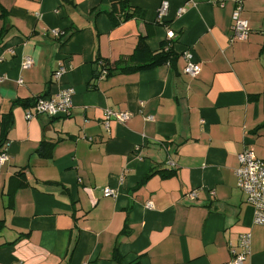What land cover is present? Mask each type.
Returning a JSON list of instances; mask_svg holds the SVG:
<instances>
[{
  "label": "crops",
  "instance_id": "crops-1",
  "mask_svg": "<svg viewBox=\"0 0 264 264\" xmlns=\"http://www.w3.org/2000/svg\"><path fill=\"white\" fill-rule=\"evenodd\" d=\"M117 1L0 0V264H229L244 233L246 264H264L235 176L245 149L264 162V0L243 2L244 41L231 0H127L112 26ZM166 42L170 61L138 69ZM64 89L68 116L35 114ZM107 109L128 121L106 131Z\"/></svg>",
  "mask_w": 264,
  "mask_h": 264
},
{
  "label": "built area",
  "instance_id": "built-area-1",
  "mask_svg": "<svg viewBox=\"0 0 264 264\" xmlns=\"http://www.w3.org/2000/svg\"><path fill=\"white\" fill-rule=\"evenodd\" d=\"M234 3L232 12V35L231 41H244L248 38L250 28L246 19L242 18L244 0H231ZM167 2H163L160 6L159 16L167 9ZM181 12V10H180ZM54 36L57 32L53 31ZM186 65L183 72L189 77L195 78L200 71L197 63L191 60L188 52L184 53ZM31 60L27 59L25 67H30ZM65 73V68L61 66L56 72L55 77L59 78ZM73 90L64 89L55 97H39L34 103L35 114H46L50 117H66L72 108ZM31 117V114L27 115ZM114 119L118 122H127L129 114L122 111H114L107 109L103 117L104 129H109V122ZM8 143L5 145V149ZM238 167L235 170L236 184L238 189L245 194L246 202L253 207V222L255 225L264 226V162L258 159L251 150L245 149L238 155ZM6 160V151L0 154V166ZM116 192L106 188L104 190L105 197H114ZM213 194V192H212ZM191 198L196 197L195 192L190 193ZM151 207L150 204L147 205ZM238 247L230 250L232 260L229 264H246V259L250 254L251 235L244 233L239 236Z\"/></svg>",
  "mask_w": 264,
  "mask_h": 264
},
{
  "label": "trees",
  "instance_id": "trees-1",
  "mask_svg": "<svg viewBox=\"0 0 264 264\" xmlns=\"http://www.w3.org/2000/svg\"><path fill=\"white\" fill-rule=\"evenodd\" d=\"M127 0H118L116 5L113 6L112 9L114 10H111L110 13H109V17H110V20L112 22V26H117L121 20L117 19L116 18V14H115V7L118 5L119 6V9L122 10L126 4ZM117 10V8H116ZM133 10V9H131ZM133 12V11H131ZM134 14H131V13H126L125 16H124V20L126 19H129L130 17H132ZM171 43L169 42H166L164 43L160 49L158 50L157 53H152L151 54V58H150V62L148 65H144V66H138V69L140 68H144V67H152V66H155V65H158V64H162V63H166L168 61H170V58H171V53H172V49H171ZM137 51L139 50H146L147 51V47L146 45L141 41L138 46H137ZM136 70V69H135ZM108 71H110V68H109V63L106 62V61H103L101 60L100 61V64H99V68H98V72L97 74L98 75H101V74H108ZM37 99V98H36ZM36 99L32 100V102L35 103ZM20 104L22 103L23 105H28L26 104V102H19ZM12 124V117H11V112H8L6 114H4V116L2 117V119H0V154L3 152V149L1 150V148H3V146L6 145V143L8 142L7 140V132L10 128ZM52 144L50 143H45V142H41V144L39 145V149L38 151L44 155L46 154L44 152V146L46 148L50 147ZM174 173L173 171L171 170H165V171H162L160 172V174H162L163 176L165 175H170Z\"/></svg>",
  "mask_w": 264,
  "mask_h": 264
}]
</instances>
